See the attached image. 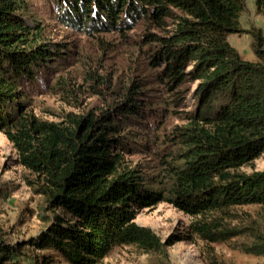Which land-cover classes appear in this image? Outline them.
<instances>
[{
    "label": "trees",
    "instance_id": "trees-1",
    "mask_svg": "<svg viewBox=\"0 0 264 264\" xmlns=\"http://www.w3.org/2000/svg\"><path fill=\"white\" fill-rule=\"evenodd\" d=\"M54 4L64 26L86 34L127 33L141 22L159 29L143 33L151 79L174 106L196 84V103L182 110L188 123L167 136L178 148L159 157L158 169L169 177V187H160V180L126 156L149 147L134 138L132 128L142 124L138 119L148 106L138 98L144 80H133L120 100L99 113L42 119L31 109V88L47 81L66 45L48 37L47 25L25 0H0V132L30 172L26 184L50 213L44 229L26 243L49 251L41 256L44 264L56 254L70 264H105L121 245L168 258L169 246L195 238L233 242L244 253L264 256V217L233 224L239 216H231L240 207H264V170L239 171L264 153V36L241 27L245 0ZM256 5L264 15V0ZM242 32L253 36L258 61L244 60L229 42ZM161 202L200 219L162 240L136 221L139 211ZM24 246L7 243L0 229V264H23L16 258ZM208 255L211 264H224Z\"/></svg>",
    "mask_w": 264,
    "mask_h": 264
},
{
    "label": "rangeland",
    "instance_id": "rangeland-1",
    "mask_svg": "<svg viewBox=\"0 0 264 264\" xmlns=\"http://www.w3.org/2000/svg\"><path fill=\"white\" fill-rule=\"evenodd\" d=\"M30 11L47 25L48 37L54 42L64 43L63 60L55 66L47 81H41L31 88V109L39 117L59 121L71 112L84 115L90 110L97 113L120 100L133 80H144L138 98L147 100L145 115L135 123V139L147 143L148 149L126 155L133 164L139 163L148 175L160 182V187H169V177L160 171V155L174 152L178 147L167 140L174 128L186 125L182 110H193L196 100L192 93L196 84L189 85L191 91L181 105H170L168 94L160 90L151 79L149 46L144 43L143 33L160 32L144 22L127 33L110 32L91 35L64 26L59 20L54 0H25ZM34 14L30 16L34 18ZM244 30H261L264 36V15L257 9L256 0H245L241 15ZM253 36L242 32L231 34L229 42L240 56L251 62L258 61L253 48ZM58 80H61L60 83ZM179 113V114H178ZM264 170V153L251 163L239 168L240 172L251 173ZM30 172L17 163V153L12 143L0 132V229L7 243L24 242L23 252L16 258L23 264H44V252L27 240L36 236L47 225L49 212L45 209L42 196L33 193L25 178ZM242 223L252 216L264 217V207L244 206L235 209ZM218 215L209 213L207 216ZM200 219L179 210L168 202L139 211L136 221L151 227L162 240H166L175 230L185 231L189 225ZM168 258L142 252L134 245L115 247L104 260L105 264H211L208 251L224 264H264V256L247 254L235 247L233 242L208 244L199 238L179 241L169 246ZM51 252H53L51 250ZM38 260L36 261V259ZM50 264H70L56 254ZM38 262V263H37Z\"/></svg>",
    "mask_w": 264,
    "mask_h": 264
}]
</instances>
